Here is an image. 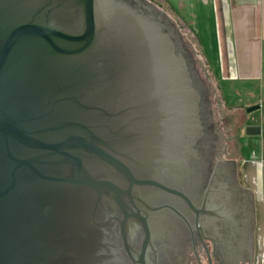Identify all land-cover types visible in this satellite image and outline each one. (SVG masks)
<instances>
[{"label":"water","instance_id":"obj_1","mask_svg":"<svg viewBox=\"0 0 264 264\" xmlns=\"http://www.w3.org/2000/svg\"><path fill=\"white\" fill-rule=\"evenodd\" d=\"M83 1L0 0V264H97L106 234L96 221L110 188L120 196L104 163L117 159L102 146L171 166L197 108H212L219 152L229 142L176 26L175 41L128 3Z\"/></svg>","mask_w":264,"mask_h":264},{"label":"flooded vegetation","instance_id":"obj_2","mask_svg":"<svg viewBox=\"0 0 264 264\" xmlns=\"http://www.w3.org/2000/svg\"><path fill=\"white\" fill-rule=\"evenodd\" d=\"M117 1L151 15L175 41L180 36L154 2ZM196 117L184 153L171 166L130 160L97 143L117 159L103 160L108 179L120 187L119 200L109 187L104 219L96 221L106 234L95 242L97 264H255L253 196L241 184L235 159L219 152L212 108H197ZM133 179H153L175 191Z\"/></svg>","mask_w":264,"mask_h":264},{"label":"crops","instance_id":"obj_3","mask_svg":"<svg viewBox=\"0 0 264 264\" xmlns=\"http://www.w3.org/2000/svg\"><path fill=\"white\" fill-rule=\"evenodd\" d=\"M150 1L169 15L176 13L182 25L196 27L203 48L215 50V67L209 64L213 75L226 82L231 106L260 105L244 117L235 161L254 201L255 264H264V0H160L165 6ZM249 125L260 126V132L249 134Z\"/></svg>","mask_w":264,"mask_h":264},{"label":"rangeland","instance_id":"obj_4","mask_svg":"<svg viewBox=\"0 0 264 264\" xmlns=\"http://www.w3.org/2000/svg\"><path fill=\"white\" fill-rule=\"evenodd\" d=\"M160 1V0H159ZM165 6V2L160 1ZM160 5V4H159ZM166 12V10H164ZM167 13V12H166ZM168 14V13H167ZM175 15H169L172 23L182 32L184 38L190 43L194 53L198 56V63L204 68L209 83L213 86L215 95L218 99V110H219V124L220 127L225 131L228 136L229 142L225 144L222 149L224 157L235 159L236 147L238 143V134L240 133V127L243 125L244 117L255 112L257 109L249 110L250 106L246 108H234L228 103L226 82L221 80L219 76L213 75L212 67L210 62L215 64L214 52L212 49H204L201 42L198 39L197 28L188 27L189 25H182L180 18ZM183 21V20H182ZM190 29V30H189ZM215 67V65H213ZM240 99L245 101V98L239 96ZM252 106V105H251ZM255 117V116H254ZM238 172H240L239 165L237 166Z\"/></svg>","mask_w":264,"mask_h":264}]
</instances>
